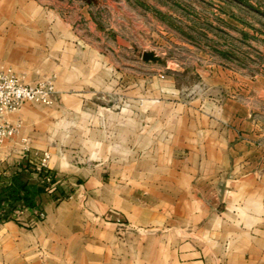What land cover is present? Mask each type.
<instances>
[{
	"label": "crops",
	"instance_id": "obj_1",
	"mask_svg": "<svg viewBox=\"0 0 264 264\" xmlns=\"http://www.w3.org/2000/svg\"><path fill=\"white\" fill-rule=\"evenodd\" d=\"M123 45L88 5L0 0V68L54 91L5 116L0 188L40 191L0 209V264H264L255 104L208 75L146 80ZM43 153L50 182L30 166Z\"/></svg>",
	"mask_w": 264,
	"mask_h": 264
},
{
	"label": "rangeland",
	"instance_id": "obj_2",
	"mask_svg": "<svg viewBox=\"0 0 264 264\" xmlns=\"http://www.w3.org/2000/svg\"><path fill=\"white\" fill-rule=\"evenodd\" d=\"M46 1L66 8L88 5L98 30L123 42L129 69L143 70L146 80L174 75L178 84L192 85L200 83L199 74L219 78L227 92L247 94L257 118L264 119V0ZM146 52L160 60H143ZM39 84L52 88L51 103L29 104L51 105L53 85L32 86Z\"/></svg>",
	"mask_w": 264,
	"mask_h": 264
},
{
	"label": "built area",
	"instance_id": "obj_3",
	"mask_svg": "<svg viewBox=\"0 0 264 264\" xmlns=\"http://www.w3.org/2000/svg\"><path fill=\"white\" fill-rule=\"evenodd\" d=\"M51 89V87L43 84L34 86L24 84L9 70L0 68V145L17 133V126L7 122L5 116L18 110L25 103L50 104L49 93ZM48 159L49 155L47 153L34 154L30 166L33 172L41 175L45 181L50 182V175L46 171ZM16 210H21L20 206H17ZM9 217L7 212L0 216L1 219H8Z\"/></svg>",
	"mask_w": 264,
	"mask_h": 264
},
{
	"label": "trees",
	"instance_id": "obj_4",
	"mask_svg": "<svg viewBox=\"0 0 264 264\" xmlns=\"http://www.w3.org/2000/svg\"><path fill=\"white\" fill-rule=\"evenodd\" d=\"M40 188L29 184L25 176H15L6 186L0 188V209L20 202L23 206H32Z\"/></svg>",
	"mask_w": 264,
	"mask_h": 264
},
{
	"label": "water",
	"instance_id": "obj_5",
	"mask_svg": "<svg viewBox=\"0 0 264 264\" xmlns=\"http://www.w3.org/2000/svg\"><path fill=\"white\" fill-rule=\"evenodd\" d=\"M143 60L145 61H159L160 59L158 57H156L154 54L150 53V52H146L142 55Z\"/></svg>",
	"mask_w": 264,
	"mask_h": 264
}]
</instances>
